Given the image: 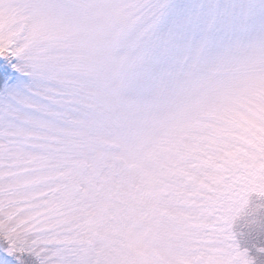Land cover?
Wrapping results in <instances>:
<instances>
[{"label": "snow or ice", "instance_id": "1", "mask_svg": "<svg viewBox=\"0 0 264 264\" xmlns=\"http://www.w3.org/2000/svg\"><path fill=\"white\" fill-rule=\"evenodd\" d=\"M0 264H264V0H0Z\"/></svg>", "mask_w": 264, "mask_h": 264}]
</instances>
